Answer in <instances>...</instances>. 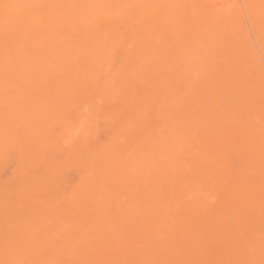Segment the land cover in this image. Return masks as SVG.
<instances>
[{"label": "bare ground", "instance_id": "1", "mask_svg": "<svg viewBox=\"0 0 264 264\" xmlns=\"http://www.w3.org/2000/svg\"><path fill=\"white\" fill-rule=\"evenodd\" d=\"M243 3L0 0V264H263Z\"/></svg>", "mask_w": 264, "mask_h": 264}, {"label": "rangeland", "instance_id": "2", "mask_svg": "<svg viewBox=\"0 0 264 264\" xmlns=\"http://www.w3.org/2000/svg\"><path fill=\"white\" fill-rule=\"evenodd\" d=\"M209 1H210V3H211V1H212V4H211L212 6L210 5L211 7H213V8H214V7H215V8L217 7V8H219V9H217V8H216V9L219 10V11H220L221 8H222V11H221V12H223V11L225 12V10L228 11V12H230L229 10L231 9V12H230V13H233L232 10H235V8L238 9V10H240V11L235 10V11H237V12L234 11V13H237L238 15H241L240 17H242L243 15H246V12L248 11V9H246L245 5L242 7V6H241L242 4H240V8H238V7L235 6V5L239 4V3H243L244 0H238L239 3H238L237 0H235V3H237V4H234V3H233L234 0H233V2H232V0H231V1L229 0V2H228V0H215V1H214V0H209ZM225 1H226L227 3H225ZM236 1H237V2H236ZM242 1H243V2H242ZM230 2H232L233 4L230 3ZM229 3H230V5H229ZM214 4H215V5H214ZM221 4H222V5H221ZM226 4H227L228 6H230V7H228V9L226 8V9L224 10L223 8H225L224 5H226ZM243 4H244V3H243ZM213 5H214V6H213ZM231 5H233L235 8H234L233 6H231ZM237 6H238V5H237ZM226 7H227V6H226ZM232 7H233L234 9H233ZM244 8H245L247 11H246ZM241 9H242V11H241ZM243 11H245V12H243ZM228 12H227V13H228ZM238 12H239V13H238ZM225 13H226V12H225ZM241 13H242V14L245 13V14L242 15ZM247 13H248V12H247ZM247 15H248V16H246V17L243 16V18H244L245 21L247 22V23H246V24H247V27H249L250 25L248 26V24H250L251 21L249 20L250 23H248L247 20L250 19V17H249V13H248ZM247 17H248V18H247ZM243 18H241V19H243ZM246 18H247V19H246ZM243 21H244V20H243ZM244 24H245V22H244ZM246 24H245V25H246ZM251 28H252V27H251ZM246 29L249 31L248 34L251 32V33L249 34L250 37H251V36L253 35V33H252V29L250 30V27H249V28H246ZM253 36H255V35H253ZM253 36H252V37H253ZM252 37H251V40L253 41L255 37H253V38H252ZM254 42H256V41H253V43H254ZM254 44H255V43H254ZM255 45H256L255 48H257V47H258V46H257V43H256ZM257 49H258V48H257ZM257 49H256V50H257ZM257 51H258V50H257ZM259 52H261V51L259 50ZM259 52H258V54H259ZM261 55H262V53H261ZM261 55L259 54L258 57H261V59H263V55H262V56H261ZM261 61L264 62V60H261ZM262 62H261V63H262ZM263 64H264V63H263ZM229 170H230V169H229ZM230 171H231V170H230ZM70 175H71V174H70ZM73 175L75 176V173H74V172H73ZM73 175H72L71 177H73ZM68 177H69V176H68ZM263 188H264V187H263ZM263 188H261V191H262V192H264V190H262ZM258 190H259V189H258ZM260 194H263V195H264V193H260ZM260 194H259V196H260ZM250 195H251V194H250ZM253 197H254V196H253ZM257 197H258V196H257ZM251 198H252V196H251ZM255 198H256V197H255ZM259 198H260V200H262V199L264 200V197H263L262 199H261V197H259ZM249 202H250V201H249ZM256 202H257V201H256ZM254 203H255V202H254ZM257 203H258V202H257ZM261 203H262V202H261ZM263 204H264V202H263ZM261 205H262V204L259 205V203H258V206H259V207H261ZM256 206H257V204H256ZM258 206H257V207H258ZM263 207H264V205L262 206V208H259V210H260V209H263V211L261 210L262 212H264V208H263ZM250 220H252V219H250ZM252 221H253V220H252ZM260 221L262 222V220H260ZM263 221H264V220H263ZM261 224H262V223H261ZM259 226H260V225H259ZM262 226H263V225H262ZM262 226H261V227H262ZM258 228H260V227H258ZM261 230H262V229H261ZM263 231H264V229H263ZM263 231H262V233H263ZM249 233H250V232H249ZM262 236H263V237H261V238L263 239V238H264V235H262ZM262 239H261V240H262ZM263 241H264V239H263ZM263 243H264V242H263ZM263 243H261V245H262ZM262 246L264 247V245H262ZM262 246H261V247H262ZM261 250H263V248H262ZM261 252H263V253H261V255L264 254V251H261ZM250 256H251V255H250V253H249V257H250ZM261 258H263L262 263L264 264V255H263V257H261ZM261 258H260V259H261ZM260 259H259V260H260ZM259 262H260V261H259ZM259 262H258V263H259ZM260 263H261V262H260ZM260 263H259V264H260Z\"/></svg>", "mask_w": 264, "mask_h": 264}]
</instances>
